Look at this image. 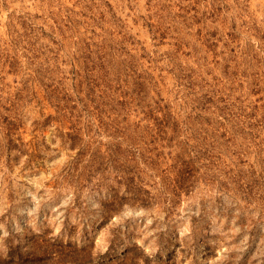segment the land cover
I'll return each instance as SVG.
<instances>
[{
    "label": "rangeland",
    "instance_id": "1",
    "mask_svg": "<svg viewBox=\"0 0 264 264\" xmlns=\"http://www.w3.org/2000/svg\"><path fill=\"white\" fill-rule=\"evenodd\" d=\"M0 264H264V0H0Z\"/></svg>",
    "mask_w": 264,
    "mask_h": 264
}]
</instances>
